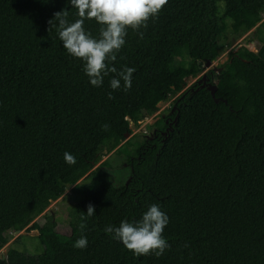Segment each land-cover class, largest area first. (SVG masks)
I'll list each match as a JSON object with an SVG mask.
<instances>
[{"label":"trees","instance_id":"obj_1","mask_svg":"<svg viewBox=\"0 0 264 264\" xmlns=\"http://www.w3.org/2000/svg\"><path fill=\"white\" fill-rule=\"evenodd\" d=\"M263 10L264 0H168L114 62L151 50L163 83L141 94L122 80L111 89V73L90 84L83 62L48 31L61 11L54 0H0V250L18 230H36L43 246L28 254L11 245L18 236L0 264H264V47L252 59L229 52L226 70L204 72L229 28L235 36L264 29ZM171 97L177 118L138 153L127 150L129 180L111 184L103 152ZM84 176L91 184L62 233L46 209ZM89 204L95 215L81 232ZM152 204L169 217L171 247L136 257L104 229L140 220ZM82 235L87 247L74 248Z\"/></svg>","mask_w":264,"mask_h":264},{"label":"clouds","instance_id":"obj_2","mask_svg":"<svg viewBox=\"0 0 264 264\" xmlns=\"http://www.w3.org/2000/svg\"><path fill=\"white\" fill-rule=\"evenodd\" d=\"M69 3L76 10L75 18H69L68 9L58 11L48 21V31L55 29L68 54L83 62V71L92 86L101 87L104 78L111 73L115 74L109 81L111 89H120L121 80L124 89H130L135 68L125 66L118 70L114 62L126 44L129 29L143 39L144 33L140 30L146 29L150 20L158 18L168 0H69ZM91 20L99 25L98 36L94 37L84 27L85 21ZM108 99H114L111 92ZM63 155L66 164L77 163L73 154L65 152ZM93 215L95 207L89 204L78 224L81 232L87 227V218ZM168 223L169 217L160 205L152 204L140 220H123L119 226H106L104 231L136 257L155 255L159 258L171 247L163 235ZM87 244V237L82 235L73 247L83 250Z\"/></svg>","mask_w":264,"mask_h":264},{"label":"rangeland","instance_id":"obj_3","mask_svg":"<svg viewBox=\"0 0 264 264\" xmlns=\"http://www.w3.org/2000/svg\"><path fill=\"white\" fill-rule=\"evenodd\" d=\"M61 10L68 9L70 19L75 18L76 10L72 8L69 0H54ZM262 20H264V10L262 13ZM231 20L227 21L230 27ZM85 29L94 37L99 34V25L95 20L85 21ZM139 39L136 32L129 29L126 37V43L134 42ZM222 53L220 56L205 66L204 72L208 69L226 70L227 64L224 63L227 59V54L233 52L245 59L254 58L260 50L264 47V29L258 23L254 27L245 30L241 35L235 36L229 28L226 35L220 39ZM152 52L146 49L137 53H129L120 58L115 64L118 70L123 67H133L135 72L132 75V86L141 94L147 92L151 88L157 87L163 83V78L158 72V62L151 59ZM203 72V73H204ZM202 73V74H203ZM201 75V74H200ZM196 78H188L186 80V87L190 86L196 81ZM174 97L167 101L158 104V110L149 117H146L139 122L138 125H131L132 133L127 136L121 144L110 153L103 152L99 163L106 161V166L103 167L107 174V178L111 184L121 186L126 184L130 177L131 168L127 164V154L138 153L140 145L146 137H149L154 129L159 131H166L169 124L174 120L176 111L172 104ZM128 150V151H127ZM98 163V164H99ZM91 184L88 177H82L74 185L68 187L65 192L56 200L52 201L47 207L54 220L57 222V229L62 233H68V210L83 193V191ZM37 231L20 230L11 234L10 240L0 250V256L6 254L10 243L18 236L20 238L14 245L20 250L26 251L28 254L40 253L43 246L40 245L37 238Z\"/></svg>","mask_w":264,"mask_h":264},{"label":"water","instance_id":"obj_4","mask_svg":"<svg viewBox=\"0 0 264 264\" xmlns=\"http://www.w3.org/2000/svg\"><path fill=\"white\" fill-rule=\"evenodd\" d=\"M210 62H207L205 65H208ZM205 86V82H203L202 84H201V87H204ZM208 88H209V90L211 91V94H212V96H214V94H215V86L214 85H212V84H209L208 86H207ZM177 117L175 116V118H174V120L176 119ZM127 136H129V134H126V137ZM20 230H18V231H16V232H19Z\"/></svg>","mask_w":264,"mask_h":264},{"label":"flooded vegetation","instance_id":"obj_5","mask_svg":"<svg viewBox=\"0 0 264 264\" xmlns=\"http://www.w3.org/2000/svg\"><path fill=\"white\" fill-rule=\"evenodd\" d=\"M170 124H171V123H170ZM170 124H169V126H170ZM169 126H168V127H169Z\"/></svg>","mask_w":264,"mask_h":264}]
</instances>
